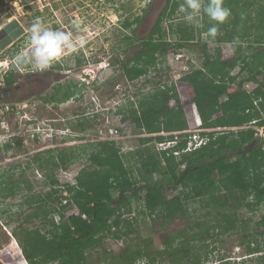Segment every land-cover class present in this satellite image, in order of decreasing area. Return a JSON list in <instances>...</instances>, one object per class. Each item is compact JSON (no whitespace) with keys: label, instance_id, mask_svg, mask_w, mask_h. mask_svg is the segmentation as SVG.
Returning a JSON list of instances; mask_svg holds the SVG:
<instances>
[{"label":"trees","instance_id":"trees-1","mask_svg":"<svg viewBox=\"0 0 264 264\" xmlns=\"http://www.w3.org/2000/svg\"><path fill=\"white\" fill-rule=\"evenodd\" d=\"M182 3L184 0H168L150 34L142 38L135 35L137 28L132 24L138 26L146 14L136 16L134 21L125 19L123 26L130 32L123 38L124 52L133 39L137 38L140 45L132 56L116 60L122 75L132 81L151 70L159 73L167 69L162 64L172 45L166 40L169 33L177 36L175 45L182 47L196 43L198 33L207 35L208 28L216 25L217 35L208 39L231 43L233 51L228 56L219 46L209 51L205 42L201 44L204 55L200 67L182 72L172 80H157L146 93L136 92V99L127 100L116 113L121 115L122 126L133 124L149 134L139 137L143 146L122 153L114 139L89 142L85 154L88 162L79 168L74 183L62 184L56 177L58 169L66 170L79 158L74 146L48 148L35 154L34 159L42 160L39 167L48 169L44 175L50 188L43 193L27 194L22 205L29 210L26 220L36 218L40 226H20L19 233L13 230L12 234L28 264H89L91 252L98 247L103 250L100 255L105 264H137L142 259L148 264H203L211 243L220 242L223 234L238 233L243 255L250 258L244 257L234 264H247L248 260L264 264V213L258 219L239 217L243 211L256 213L264 204V143L255 137L253 128L245 127L252 120L257 125L264 124V83L257 78L259 74L264 77V0H224V6L231 11L229 18L217 24L202 15L200 27L187 22L184 13L179 20L174 19ZM239 6L245 8L243 15L237 14ZM236 27L240 31L234 30ZM243 42L256 49H246ZM236 65L248 69L250 74L234 85L236 76L230 72ZM16 80L12 70L3 74L6 87ZM244 81L256 85L247 90ZM76 93L77 84L69 82L65 88L57 85L52 95L42 99L59 104ZM193 105L201 128H226L201 131L199 134L208 139L192 150L183 151L189 133H179L176 144L165 150L144 146L150 141L175 137L173 133H152L196 126ZM76 124L80 129L86 127L81 120ZM21 144L17 140V145ZM4 147L12 146L7 143ZM175 150L179 156L173 154ZM17 169L18 175L14 177ZM24 173L16 165L0 172V203L31 189ZM178 186L180 191L167 197L166 189ZM196 199L206 208L197 216L203 219L194 217L199 209L191 203ZM132 202L141 203L142 218L159 221L164 229L160 248L152 247L151 237L142 242L131 239L125 242L120 255H111L103 246V239H119L136 230L137 216L123 217ZM69 207L74 210L66 211ZM217 259L220 264H232L226 256Z\"/></svg>","mask_w":264,"mask_h":264},{"label":"rangeland","instance_id":"rangeland-1","mask_svg":"<svg viewBox=\"0 0 264 264\" xmlns=\"http://www.w3.org/2000/svg\"><path fill=\"white\" fill-rule=\"evenodd\" d=\"M151 1L0 0V31L11 24H14L15 28L18 29L17 34L10 40L8 38L5 39V33L1 38L6 41L0 47V134L4 135L1 138L5 137V134H10L12 138L18 140V137L22 134L14 133L15 135L13 136L16 137H13L11 128H13L14 132V130H19L18 127L22 128L23 124L24 128H43L45 125L54 123V126L59 130L62 127H66L78 134L66 137V135L62 136L57 130L53 133L52 138L45 139L41 136L43 134V129H41L42 131L38 133L40 137L38 141H35L28 135L27 131V134L23 135L25 141L20 146L17 145V142L8 149L0 146V172L7 168H14L15 165L17 167L20 166V168L24 169L25 177L28 178L31 186L29 191L19 192L14 197H9L0 203V212H2V216L0 215L1 264H28L21 252V247L17 243L18 241H14L13 230L19 233L20 226H40L39 220L36 218L26 220L29 210L22 205V202H24L23 197L27 194L35 191L43 193L50 188V186L45 184L44 175V172L48 169L39 167V163L42 160L34 159L35 154L48 148L57 147L63 149L67 146H74L79 158L66 170L58 169L56 171V177L63 184L75 182V175L79 168L88 162L87 155H85L88 153L87 144L97 141L99 131L102 128L106 134H109L110 128L117 129L114 140L121 146L122 153L142 147L139 137L149 136V134L142 132L141 129L136 128L133 124L122 126L121 115L116 113L117 109L120 106H124L127 100H135L136 92L146 93L155 87L157 80L161 82L172 80L182 72L200 67L204 55L201 44L206 42L209 51H213L214 48L219 46L223 49L226 56L233 49V45H230V43L211 41L205 33L196 35V43H188L182 47H177L175 45L177 36L174 33H169L166 40L171 42L172 45L167 53L166 62L162 64V67L167 66V69L165 68L159 73L151 70L148 75H143L136 80H128L122 75L121 67L116 60L132 56L140 43L137 42V38L133 39L131 41L132 44L127 47L128 51L124 52L126 46L123 38L125 34L130 32V29L125 28L123 22L127 18L134 21L136 16L147 14V10L150 7L149 2ZM244 10V6L236 7L239 15H243ZM155 11L157 10L152 12L153 17L158 13ZM180 15L182 13L178 10L177 14L174 15V19L179 20ZM37 20L51 29L71 32L74 39H82L84 43L82 46H78L75 51L67 50L61 60L54 63L50 68L53 72L51 75H54L55 72H62L67 74L68 77L60 79L51 85L48 84L44 88L43 86H38V89L35 88L36 94H29L27 86H22V88L17 90L10 87H13L18 82H24L28 73L37 72L31 66L20 67L15 62V57L19 53L27 51L31 47L29 43L30 29ZM239 24L245 25L244 22ZM163 25L165 26L166 22H163ZM132 27L138 28L137 24L134 23ZM13 29L10 30L11 33L14 32ZM234 30L240 31V28L236 27ZM229 31L231 32V30ZM141 34L139 33L138 35L140 36ZM78 58H80V62H78ZM7 70H12L13 74L17 76L16 82L10 87H6L3 82V74ZM230 74L236 76L234 82V85H236L238 81L244 79L250 72L246 68L241 69V65H237L231 70ZM154 75L156 76L153 77ZM28 77L30 78V76ZM257 78L261 83H264L263 74L257 75ZM69 82L77 84L76 95L59 104L44 102L42 97L52 95L56 85H62L65 88ZM255 85V83L250 81L243 82V87L247 90H252ZM12 107L13 109H11ZM16 110H19L18 114ZM77 120L84 122V125H86L85 129L78 128ZM6 123H8L9 130L6 129ZM199 128L198 126H192L186 132L192 136L194 133L203 130ZM233 128H235L234 130L237 129V127ZM215 130L221 129L215 128ZM160 134L169 135L165 131L160 132ZM152 136L155 135L152 134ZM144 146H149L156 151L160 150L156 140L147 142ZM18 170H15L14 177H17ZM180 189V186L176 189L167 188L165 193L167 197H171L178 193ZM61 202L64 203L65 199H62ZM140 204L137 205L132 202L130 211H125L123 214V217L129 218L137 216L138 222L135 223V231L119 239H115L112 236H107L103 239V246L109 250L111 255H120L124 249L125 242L131 239L135 240V242H142L143 239L151 237L152 247L160 248L161 235L164 233V229L159 224V221L153 223L150 218L144 219L140 216ZM191 206L199 209L194 217H197L200 214L199 212H203L206 209L201 207L198 199L192 202ZM73 210L74 207H69L66 211L71 212ZM262 213H264V204L261 206V210L256 213L243 211L239 217L244 219L251 216L253 219H258ZM197 218L203 219L204 217ZM170 226L173 227V223ZM250 227H252V223ZM240 236V233L223 234L220 237V242L211 243L209 245L211 251L203 264H220L217 259L218 256H226L232 264L244 257L246 259L250 258L243 255L244 249L239 245ZM102 251L101 247H98L97 251L91 252L88 258L89 264H105L100 255ZM137 264L148 263L145 259H142ZM247 264L260 263L256 260L254 263L248 260Z\"/></svg>","mask_w":264,"mask_h":264},{"label":"clouds","instance_id":"clouds-1","mask_svg":"<svg viewBox=\"0 0 264 264\" xmlns=\"http://www.w3.org/2000/svg\"><path fill=\"white\" fill-rule=\"evenodd\" d=\"M179 11L184 13L187 22L196 27L202 26L200 19L202 15H206L209 20L217 24L224 23L231 15L230 9L224 6V0H207V2L184 0V3L179 6ZM217 32V26L213 25L208 28L207 36L215 38ZM29 43L31 47L19 53L15 57V62L19 66H31L34 70L43 72L59 62L67 50L75 51L78 46L83 45L84 41L74 39L71 32L51 29L37 20L31 26ZM14 241L16 242V239Z\"/></svg>","mask_w":264,"mask_h":264},{"label":"built area","instance_id":"built-area-1","mask_svg":"<svg viewBox=\"0 0 264 264\" xmlns=\"http://www.w3.org/2000/svg\"><path fill=\"white\" fill-rule=\"evenodd\" d=\"M11 109H13V107ZM16 111H17V114H18L19 110H16ZM193 114L195 116V119H196V122H197V126L199 127L201 125V122L199 120L198 113H197L195 105H193ZM23 125H22V128L18 127L19 130H14V132H13V128H11V133H12L11 135L12 136L15 135L14 133L22 134L21 136L18 137V140H20L21 143H23V141H25V139L23 138V135L27 134V131H28V135H30V137H32V139L35 140V138L39 139L40 136L38 135V133H39V131H42L41 129H43V134L41 136L43 138H45V139L52 138L53 133L56 132L57 130H59V129H57L54 126V124L45 125V126H43V128L42 127L41 128H39V127L24 128ZM245 127L253 128L254 131H255V133H254L255 137L261 138V140L264 143V124L257 125L256 120H252ZM225 128L226 127H217V129H221V130H223ZM231 128L235 129L233 127H231ZM6 129L9 130L8 123H6ZM199 129H202V128H199ZM59 132L61 133L62 136L66 135V137L78 135L76 132H74V131L70 130L69 128H66V127H62L59 130ZM108 132H109V134H106L105 130L103 128L100 129L99 135L97 137L98 139L97 138L96 139L97 140L114 139V137L116 136V133H117V129L110 128ZM174 133H176V134H175V137H174L173 140H166V141L158 142L160 150H165V149L175 145L176 142L178 141L177 135L179 133H183V132H174ZM1 136H4V135L0 134V146H4L7 143L10 144L11 146H14L16 144V142H17V139L12 138L10 136V134H5V137H2V138H1ZM13 137H16V136H13ZM207 139H208L207 137L201 136L199 134V132L194 133L192 136L189 135L188 138H187L186 147L183 149V151L192 150L195 147H197L198 145H200L201 143H205V141ZM173 154L174 155H178L179 151L175 150V151H173Z\"/></svg>","mask_w":264,"mask_h":264},{"label":"flooded vegetation","instance_id":"flooded-vegetation-1","mask_svg":"<svg viewBox=\"0 0 264 264\" xmlns=\"http://www.w3.org/2000/svg\"><path fill=\"white\" fill-rule=\"evenodd\" d=\"M149 10V9H148ZM148 12V11H147ZM161 14V13H160ZM159 14V15H160ZM158 15V14H157ZM156 15V16H157ZM145 17V16H144ZM159 18V16H158ZM158 18L156 19V17L153 19L154 21V24L155 22L158 20ZM144 19V18H143ZM142 19V21H143ZM142 21L140 22V24L142 23ZM139 24V25H140ZM138 25V26H139ZM137 26V27H138ZM5 28V27H4ZM14 28V29H13ZM11 29L14 30V32L12 33H15L12 35L11 33ZM18 32V29L15 28V25L14 24H11L8 26L6 32H5V39L8 38V40H10L11 38H13ZM147 36V35H146ZM53 72L51 69H48V70H45L43 72L41 71H37L36 73L34 72H31L30 74L28 73L27 76L25 77L24 79V82H18L17 84H15L13 87H10V88H14V90H17V89H20L22 88V86H27V89H28V93L29 94H36L35 92V88L38 89V86H43V88L45 86H47L48 84L51 85L53 84L54 82L60 80V79H63L65 77H68L67 74H64L62 72H55L54 75H51ZM51 75V76H50ZM30 76V78L28 77ZM34 76V78H33ZM36 76V77H35ZM32 85V86H31ZM57 86V85H56ZM55 86V87H56ZM9 88V89H10ZM55 90V88H54ZM76 95V94H75ZM22 252V251H21ZM138 262V261H137Z\"/></svg>","mask_w":264,"mask_h":264},{"label":"water","instance_id":"water-1","mask_svg":"<svg viewBox=\"0 0 264 264\" xmlns=\"http://www.w3.org/2000/svg\"><path fill=\"white\" fill-rule=\"evenodd\" d=\"M167 2H168V0H152L151 1L150 7H149V11L145 15L142 23L138 26V28L135 31L136 36L142 38L144 35H149L150 34V31H151V29H152V27L154 25L153 19L155 17H156V19L158 18L159 14L163 11V9L166 6ZM154 10H157L155 12H158L157 13L158 15L153 17L152 12ZM8 26H5V28H3L2 31H0V46H2V44H4V42H6L5 40L3 41L1 38L4 35V33L6 32ZM139 33H142V34L139 36L138 35ZM13 34H15V33H12V35Z\"/></svg>","mask_w":264,"mask_h":264},{"label":"crops","instance_id":"crops-1","mask_svg":"<svg viewBox=\"0 0 264 264\" xmlns=\"http://www.w3.org/2000/svg\"><path fill=\"white\" fill-rule=\"evenodd\" d=\"M151 3V2H150ZM228 43V42H227ZM243 45V47H246V49H249V50H255L254 48H248L249 46H248V44L249 43H247V42H243L242 43ZM230 45H231V43H230ZM254 46V45H253ZM223 50V49H222ZM232 50V49H231ZM233 51V50H232ZM250 58V57H249ZM237 66V65H236ZM197 110V109H196ZM198 113V112H197ZM194 115V114H193ZM218 114H216L215 116H217ZM195 117V116H194ZM198 117H199V114H198ZM199 120H200V118H199ZM200 122H201V120H200ZM215 128H217V127H211V128H202L203 130H201V131H213V130H215ZM188 129H190V128H188ZM188 129H186V130H181V131H173V132H168L169 134L170 133H174V132H183V133H188V132H186ZM207 129V130H206ZM200 131V132H201ZM152 134H154V135H156V134H160V133H152Z\"/></svg>","mask_w":264,"mask_h":264}]
</instances>
